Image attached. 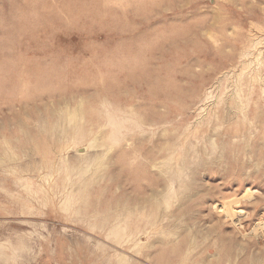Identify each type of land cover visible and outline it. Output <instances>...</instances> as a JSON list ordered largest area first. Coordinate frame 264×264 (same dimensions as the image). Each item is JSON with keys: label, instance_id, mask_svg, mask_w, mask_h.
<instances>
[{"label": "rangeland", "instance_id": "1", "mask_svg": "<svg viewBox=\"0 0 264 264\" xmlns=\"http://www.w3.org/2000/svg\"><path fill=\"white\" fill-rule=\"evenodd\" d=\"M0 264H264V0H0Z\"/></svg>", "mask_w": 264, "mask_h": 264}]
</instances>
